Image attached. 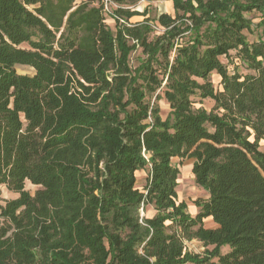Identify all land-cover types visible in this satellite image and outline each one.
Returning a JSON list of instances; mask_svg holds the SVG:
<instances>
[{
	"label": "trees",
	"instance_id": "trees-1",
	"mask_svg": "<svg viewBox=\"0 0 264 264\" xmlns=\"http://www.w3.org/2000/svg\"><path fill=\"white\" fill-rule=\"evenodd\" d=\"M92 1L0 0V184L18 193L0 203V264H264V42L247 43L249 23L235 14L205 42H174L171 53L182 18L197 24L233 0H173L174 16L115 21L114 32ZM117 1L127 20L146 15L128 8L138 0ZM152 25L162 31L148 41ZM129 41L162 48L164 86L152 68L145 84L131 85ZM231 49L253 74H227L220 57ZM156 91L169 122L145 99ZM194 95L213 108L194 109ZM142 149L151 154L145 192L135 186L147 167ZM176 156L194 159L208 193L194 217L177 201ZM26 180L39 186L33 195ZM141 203L156 210L142 222ZM207 217L218 226L205 228ZM193 238L212 249L187 255L184 239Z\"/></svg>",
	"mask_w": 264,
	"mask_h": 264
},
{
	"label": "rangeland",
	"instance_id": "rangeland-1",
	"mask_svg": "<svg viewBox=\"0 0 264 264\" xmlns=\"http://www.w3.org/2000/svg\"><path fill=\"white\" fill-rule=\"evenodd\" d=\"M90 0H74L73 5H79ZM194 6H196V0H189ZM89 5L99 6L101 8V12L104 16V22L110 27V29L114 32L117 28V24H124L128 26H132L135 23H138L143 20L146 16L149 18L150 22L155 23L157 16L160 13H166L168 15L174 16V7L173 0H138L135 4L129 6L130 10H137L138 12L145 11L146 15H134L131 16L128 20L122 17L117 9L119 8H127L122 5L117 0H93ZM127 6V5H126ZM32 6H28L31 8ZM159 13V14H158ZM199 16L200 12L197 11L195 13ZM242 15L244 19L248 21L249 28H245L242 30V33L245 36V39L248 42L253 41H263L264 42V7L256 8L254 7L251 0H233L231 4L223 11H219L211 14L206 18H202L199 23L195 24L193 21L188 20L187 17H184L179 22V28L184 30V34L182 36L177 37L175 41H173L172 52L175 50V44H181L183 46L184 43L194 42L196 39L202 40V42L206 41V33L211 32L217 27V24L220 20H231L232 15ZM187 16V14H185ZM117 21V24L115 23ZM186 24L187 27L184 25ZM153 26L154 32L149 31L148 33V41H153L158 37V33L162 31V28L159 26ZM171 41V39L168 38ZM166 41H162L164 45ZM175 42V44H174ZM204 46V45H203ZM200 48L203 49L204 47ZM162 48H158L153 51L145 52L137 42L129 41L127 44V63L129 66L131 85L132 84H145V73L147 74L146 69H156V73L158 78L163 77L161 62L163 63ZM229 55L221 56L220 60L223 63L226 72L228 75L233 73H239L244 75L246 73H254L252 69L247 67V64L243 59H241L240 55H238L237 50L231 49L229 50ZM17 73L20 74H33L34 69L27 65H18L15 67ZM145 70V71H144ZM147 76V75H146ZM148 77H146L147 79ZM166 77L164 76L162 79L161 86H164ZM199 82L202 80L197 79ZM209 80L213 84L215 90L221 89V77L216 72H212L209 76ZM149 80L147 79V82ZM159 94V97H156V94ZM162 91H156L153 94H147L145 99L149 102L150 105H154L158 108V115L162 121L169 122L171 119L170 114V106L169 103L163 98ZM193 100V108H204L206 111H209L213 108L214 101L209 98L201 99L198 95L192 96ZM146 122L149 124L152 122L150 116H148ZM260 149H264V140L260 141ZM142 157L147 162V167L139 168L136 170V182L135 186L139 190H144V186L147 182V172L151 166V154L142 149ZM194 159L187 157H173L171 162L173 165L177 166L179 169V174L177 178V185L175 187L177 194V201H183L186 204L185 211L194 217L198 211L199 207L196 204V200L206 199L208 197L207 191L199 186L194 179V175L191 171L192 164ZM39 188L38 185L31 183L29 180L24 182V191L33 195L35 191ZM145 192V190H144ZM18 196L17 192L8 190L4 184H0V203L5 204L7 200H11ZM156 213V210L153 208L151 204H145L140 206L139 208V219L142 222V218L152 217ZM2 219L0 218V222ZM168 223V222H167ZM202 224L205 228H216L218 225L212 220L211 217L204 218ZM185 252L186 254L193 256H203L204 251L206 249H212L213 245H204L202 241L193 238L191 240L184 239ZM228 246H223L221 248V253H225L228 251ZM111 254V252L109 253ZM110 257V255H109ZM216 260V258H213ZM181 264H194L189 261H185Z\"/></svg>",
	"mask_w": 264,
	"mask_h": 264
},
{
	"label": "flooded vegetation",
	"instance_id": "flooded-vegetation-1",
	"mask_svg": "<svg viewBox=\"0 0 264 264\" xmlns=\"http://www.w3.org/2000/svg\"><path fill=\"white\" fill-rule=\"evenodd\" d=\"M142 205H144V204H143V203H141V204H140V206H142ZM140 206H139V208H140ZM139 208H138V213H139ZM139 220H140V219H139Z\"/></svg>",
	"mask_w": 264,
	"mask_h": 264
},
{
	"label": "crops",
	"instance_id": "crops-1",
	"mask_svg": "<svg viewBox=\"0 0 264 264\" xmlns=\"http://www.w3.org/2000/svg\"><path fill=\"white\" fill-rule=\"evenodd\" d=\"M159 14V13H158Z\"/></svg>",
	"mask_w": 264,
	"mask_h": 264
}]
</instances>
